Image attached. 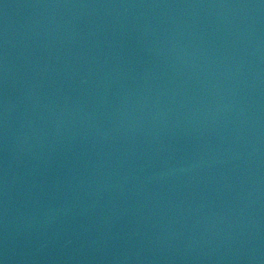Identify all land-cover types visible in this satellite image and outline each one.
<instances>
[{
  "label": "water",
  "instance_id": "water-1",
  "mask_svg": "<svg viewBox=\"0 0 264 264\" xmlns=\"http://www.w3.org/2000/svg\"><path fill=\"white\" fill-rule=\"evenodd\" d=\"M0 264H264V0H0Z\"/></svg>",
  "mask_w": 264,
  "mask_h": 264
}]
</instances>
